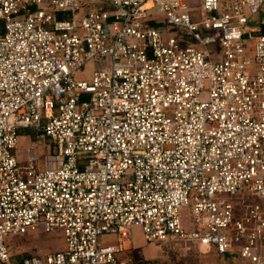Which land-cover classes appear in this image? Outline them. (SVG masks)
Instances as JSON below:
<instances>
[{
  "label": "built area",
  "instance_id": "obj_1",
  "mask_svg": "<svg viewBox=\"0 0 264 264\" xmlns=\"http://www.w3.org/2000/svg\"><path fill=\"white\" fill-rule=\"evenodd\" d=\"M261 12L0 0V264H128L134 226L232 258L218 264H264ZM22 129L43 153L18 156ZM36 232L63 248L16 256Z\"/></svg>",
  "mask_w": 264,
  "mask_h": 264
},
{
  "label": "rangeland",
  "instance_id": "obj_2",
  "mask_svg": "<svg viewBox=\"0 0 264 264\" xmlns=\"http://www.w3.org/2000/svg\"><path fill=\"white\" fill-rule=\"evenodd\" d=\"M263 14L262 12L259 14L260 21L263 19ZM95 66V63L86 65L78 73L79 77L89 78ZM19 134L22 135L18 136L16 152L19 155V152L22 151L24 156L27 147L35 146V144L31 145L36 140L35 132L31 129H22ZM34 149L43 153L45 148L39 144L38 148L35 147ZM132 241L133 245L129 241L126 242L125 247L127 249L123 252V258H129L128 264H218L227 256L226 254L216 255L215 251L210 248L198 247L185 241L169 239L167 241L146 242L141 233ZM63 246L59 232H36L15 239L11 245V250L16 256H25L31 253L53 252L60 250Z\"/></svg>",
  "mask_w": 264,
  "mask_h": 264
},
{
  "label": "crops",
  "instance_id": "obj_3",
  "mask_svg": "<svg viewBox=\"0 0 264 264\" xmlns=\"http://www.w3.org/2000/svg\"><path fill=\"white\" fill-rule=\"evenodd\" d=\"M190 2H191V4H192V7H194V8H196L197 9V7H198V4H199V0H189ZM196 13V12H195ZM264 13V12H263ZM259 19V18H258ZM261 21H264V14H263V19L261 20ZM154 23V22H153ZM264 22H262L261 24H258V27L259 28H261L262 27V24H263ZM20 135H22V134H19V136ZM29 140V139H28ZM33 144H35V147H37L38 148V146H39V144L37 145V143L35 142V141H33L32 143H31V145H33ZM31 147V146H30ZM18 154V153H17ZM18 156H20L21 157V159L22 158H24V156L22 155V151H20L19 152V155ZM141 233V231H140V228L139 227H137V226H134L133 228H132V230H131V234H130V236H129V243L130 244H132L133 245V241H132V239H134V238H137V236H138V234L139 233ZM108 238V240L111 242V243H115V238L114 237H112V236H109V237H107ZM172 240H177V239H172ZM128 241H125V245H126V242H128ZM177 241H180V240H177ZM180 242H183V241H180ZM124 245V246H125ZM199 247V246H198ZM63 248V247H62ZM133 248H134V246H133ZM215 253V252H214ZM216 255H218L217 253H215ZM225 260H232V258H226Z\"/></svg>",
  "mask_w": 264,
  "mask_h": 264
},
{
  "label": "trees",
  "instance_id": "obj_4",
  "mask_svg": "<svg viewBox=\"0 0 264 264\" xmlns=\"http://www.w3.org/2000/svg\"><path fill=\"white\" fill-rule=\"evenodd\" d=\"M260 29L261 31H264V23L262 24V27Z\"/></svg>",
  "mask_w": 264,
  "mask_h": 264
},
{
  "label": "water",
  "instance_id": "obj_5",
  "mask_svg": "<svg viewBox=\"0 0 264 264\" xmlns=\"http://www.w3.org/2000/svg\"><path fill=\"white\" fill-rule=\"evenodd\" d=\"M33 7H31V9H32Z\"/></svg>",
  "mask_w": 264,
  "mask_h": 264
}]
</instances>
